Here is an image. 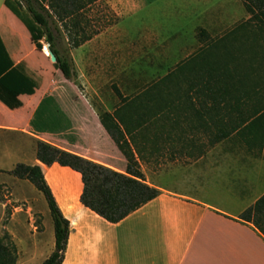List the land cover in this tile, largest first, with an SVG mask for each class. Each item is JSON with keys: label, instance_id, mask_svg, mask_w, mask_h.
<instances>
[{"label": "crops", "instance_id": "crops-1", "mask_svg": "<svg viewBox=\"0 0 264 264\" xmlns=\"http://www.w3.org/2000/svg\"><path fill=\"white\" fill-rule=\"evenodd\" d=\"M107 2L118 8V0ZM44 4L48 6L47 1ZM120 39L114 31L101 30L71 51L88 57L106 48L117 52ZM0 43L7 54V59L0 60L10 62L8 70L21 66L36 81L32 94L18 96L19 107L9 108L0 100V136L32 134L124 171L125 159L117 149H94L104 154L100 158L87 154L94 146L81 139L80 115L73 110L79 101L74 95L54 92L59 71L45 51V42L41 50L36 47L29 30L6 7L5 0H0ZM253 84L251 79L245 80L242 95L169 98L180 110L176 115L179 122L175 118V125L166 128L165 135L175 160L167 162L162 171L146 167L138 145L131 143L145 182L158 188L160 194L117 223L81 202L79 172L36 159L34 164L42 167L70 222L62 264H264V234L253 222L241 218L264 195V80L255 90ZM46 95H56L71 128L59 134L32 132L30 121ZM167 107L158 114L167 113ZM28 234H14L19 247L26 243L23 254L19 248L18 264H40L53 252L55 234L48 235L47 245L36 234ZM25 257L29 259L25 261Z\"/></svg>", "mask_w": 264, "mask_h": 264}, {"label": "rangeland", "instance_id": "rangeland-1", "mask_svg": "<svg viewBox=\"0 0 264 264\" xmlns=\"http://www.w3.org/2000/svg\"><path fill=\"white\" fill-rule=\"evenodd\" d=\"M91 4L78 13L77 19L85 27L83 34L114 31L121 37L119 49L115 52L106 48L89 57L84 52L74 54L64 32L60 49L68 50L73 74L66 78L58 70L54 92L74 95L79 101L73 110L80 115L81 139L85 145L94 146L86 152L95 158L105 156L94 149L109 151L114 148L121 153L101 122L105 112L112 114L121 105L116 90L129 97L144 93L178 63L199 52L202 42L197 33L200 28L218 38L250 17L242 0H118V8H113L107 0ZM47 45L45 42V51L50 57ZM164 92L150 99L144 110L134 109L127 114L131 129L127 139L138 145L137 152L144 166L161 171L167 162L175 160L165 135L166 128L175 125L173 120L178 118L176 115L180 111ZM166 105L167 113L158 114ZM179 119L180 116L177 122ZM38 140L28 133L0 136V238L7 235L15 243L18 260L19 248L23 254L26 243L19 247L14 234L18 237L29 235V232L36 234L45 245L49 243L48 235H54L44 194L27 178L9 172L18 163L36 162ZM74 190L77 192L79 187Z\"/></svg>", "mask_w": 264, "mask_h": 264}, {"label": "trees", "instance_id": "trees-1", "mask_svg": "<svg viewBox=\"0 0 264 264\" xmlns=\"http://www.w3.org/2000/svg\"><path fill=\"white\" fill-rule=\"evenodd\" d=\"M96 1L5 0V5L24 23L38 49L43 48V42L49 44L57 57L54 67L70 78L73 68L68 50L60 49L62 36L64 32L67 34L70 49L81 46L89 39L90 35L83 34L85 27L77 17L79 12ZM242 1L250 14L247 20L218 38L211 37L206 29L200 28L197 33L202 42L199 52L178 63L151 89L133 97L124 96L116 90L121 105L112 114L105 112L101 122L126 157L124 171L44 140L37 141V159L46 165L58 163L79 172L83 182L81 202L112 223L121 221L157 197L160 190L145 182L131 141L127 139L131 135L127 114L134 109L144 110L150 99L163 94L164 87V93L172 99L198 95L227 97L231 93L242 95L245 90L243 83L248 79L254 82L253 90L259 88V83L264 80V0ZM0 59H7L1 43ZM8 63L7 60L6 63L0 60V100L9 108H16L21 105L18 96L21 93L32 94L36 81L26 75L21 66L8 70ZM30 126L36 134H59L72 125L56 95H46L38 105ZM9 172L27 178L44 194L54 224L55 248L40 264H62L70 222L62 213L42 167L39 164L18 163ZM241 218L253 222L264 234V195L246 209ZM17 260V246L4 235L0 238V264H17Z\"/></svg>", "mask_w": 264, "mask_h": 264}, {"label": "water", "instance_id": "water-1", "mask_svg": "<svg viewBox=\"0 0 264 264\" xmlns=\"http://www.w3.org/2000/svg\"><path fill=\"white\" fill-rule=\"evenodd\" d=\"M47 48H48V52H49V56H50V61L54 65L55 63H57V57L54 54V52L50 49L49 44L47 45Z\"/></svg>", "mask_w": 264, "mask_h": 264}]
</instances>
